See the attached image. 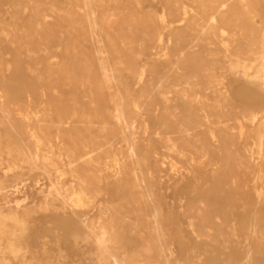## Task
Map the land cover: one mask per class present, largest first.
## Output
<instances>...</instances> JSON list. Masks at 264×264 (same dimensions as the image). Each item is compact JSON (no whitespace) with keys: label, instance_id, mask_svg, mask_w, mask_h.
<instances>
[{"label":"bare ground","instance_id":"6f19581e","mask_svg":"<svg viewBox=\"0 0 264 264\" xmlns=\"http://www.w3.org/2000/svg\"><path fill=\"white\" fill-rule=\"evenodd\" d=\"M255 6L0 0V264H264Z\"/></svg>","mask_w":264,"mask_h":264},{"label":"rangeland","instance_id":"374dc122","mask_svg":"<svg viewBox=\"0 0 264 264\" xmlns=\"http://www.w3.org/2000/svg\"><path fill=\"white\" fill-rule=\"evenodd\" d=\"M60 0H58V3H59ZM252 4H256L257 7L255 6L254 9H250L251 12L253 13H259V17L257 16V18H255L256 20L258 21H263L264 20V0H249ZM41 3L45 6V7H50L51 6V0H41ZM159 11H161L159 9ZM237 12H243V10H238ZM253 17V16H252ZM247 18V17H246ZM250 26L252 32L254 33L253 35H256V33L258 32V34L260 33L261 29L264 28L263 25H252L249 24L248 27ZM254 43V42H253ZM249 46L248 47H244L243 49L244 50H248ZM251 50V48H250ZM241 96V95H240ZM239 95H236L235 97L239 100V103H244L245 101L240 97ZM256 96H261L257 93H253L251 95H248L247 97H256ZM246 98V97H245ZM262 104L261 105H257V106H246V107H249V111L247 113V115H254L255 116V119H256V122L257 120H259L257 122V124H259L260 122H263L264 121V99L263 101L261 102ZM244 105V104H243ZM230 118L229 120V124L232 125V126H235V130L234 132H238L239 131V124H246V125H249L251 124L250 121H247L246 119H243L241 117V115L238 114L237 111H232L229 116ZM240 117V118H239ZM239 118V119H238ZM27 171V168L25 169ZM36 180H40L41 183H48L47 179H46V175H43V174H38L36 177ZM69 185H71V183H69Z\"/></svg>","mask_w":264,"mask_h":264}]
</instances>
